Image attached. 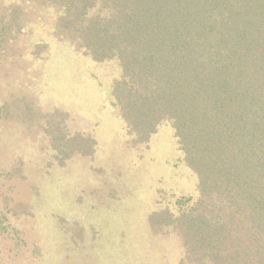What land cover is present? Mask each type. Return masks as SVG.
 Listing matches in <instances>:
<instances>
[{
  "label": "trees",
  "instance_id": "trees-1",
  "mask_svg": "<svg viewBox=\"0 0 264 264\" xmlns=\"http://www.w3.org/2000/svg\"><path fill=\"white\" fill-rule=\"evenodd\" d=\"M29 8L56 14V40L116 64L109 96L133 144L173 128L197 196L151 224L179 236V264H264V0H0V56L23 52Z\"/></svg>",
  "mask_w": 264,
  "mask_h": 264
},
{
  "label": "rangeland",
  "instance_id": "rangeland-1",
  "mask_svg": "<svg viewBox=\"0 0 264 264\" xmlns=\"http://www.w3.org/2000/svg\"><path fill=\"white\" fill-rule=\"evenodd\" d=\"M29 12L23 52L0 56V264H179V236L151 224L197 196L173 128L133 144L109 96L116 64L56 40L53 11Z\"/></svg>",
  "mask_w": 264,
  "mask_h": 264
}]
</instances>
